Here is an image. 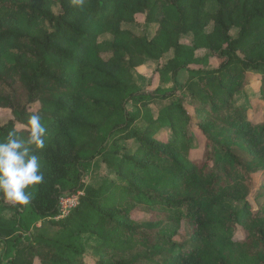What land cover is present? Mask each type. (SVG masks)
<instances>
[{"label": "trees", "instance_id": "trees-1", "mask_svg": "<svg viewBox=\"0 0 264 264\" xmlns=\"http://www.w3.org/2000/svg\"><path fill=\"white\" fill-rule=\"evenodd\" d=\"M215 2L212 14L203 1L191 10L192 0H0V108L11 115L0 140L9 131L26 139L33 114L46 127L45 148L35 152L43 182L26 207L0 197V212L54 218L61 186L83 191L69 217L51 222L54 235L31 248L39 264H264V105L254 123V97L244 90L246 70L259 75L264 104V0ZM137 15L145 28L158 25L151 39L127 28L137 26ZM188 32L194 46L179 43ZM170 49L173 58L158 72L192 73L185 93L169 94V105L155 118L149 113L141 130L130 129L133 117L114 119L126 113L125 94H141L135 60ZM200 49L210 54L194 58ZM210 58L221 63L189 69ZM106 138L116 179L85 185L82 165L106 152ZM121 140L136 148L118 156ZM12 233L0 217V236ZM32 258L22 249L8 264Z\"/></svg>", "mask_w": 264, "mask_h": 264}, {"label": "rangeland", "instance_id": "rangeland-1", "mask_svg": "<svg viewBox=\"0 0 264 264\" xmlns=\"http://www.w3.org/2000/svg\"><path fill=\"white\" fill-rule=\"evenodd\" d=\"M191 10L195 11L199 2L203 1L205 3V10L214 14L218 10V6L215 0H192ZM137 26H129L128 29L132 30L137 35L146 33L148 39H151L158 29L157 24L147 25L145 28L144 17L142 15H137L135 18ZM199 24L203 27L205 32H210L213 28V23L211 21L205 23V21H198L196 25ZM234 34V32H232ZM103 39L109 40L108 36H104ZM179 43L185 46H194V38L191 32L187 34L180 35ZM209 51L205 49L196 50L194 52V58L202 59L204 56L209 55ZM174 50L170 49L166 54L157 57L154 54H144L139 56L133 65L131 74L136 88L141 92L140 95L134 96L132 99H128V95L125 94L124 100V110L127 113V117L121 115L119 112L113 118L117 119L119 122L126 123L129 117H133L134 121L130 129L141 130L145 126L146 118L149 113L155 118L157 117L159 111L169 105L171 97L169 94H174L179 96L185 93V84L189 79L193 78V74L187 71H181L180 73L171 76L167 75L162 78L159 74V70L173 58ZM221 61L217 58H210L206 64L202 65H190L189 69H212L219 66ZM247 74V85L244 86V90L249 93L250 98L254 97L251 101V108L249 109L248 115L254 123L260 122L262 119V107L263 102L258 97L259 87H260V76L251 73V71L246 70ZM258 94V95H257ZM166 96V97H165ZM257 96V98H256ZM233 97H236L233 94ZM237 103L240 104L242 100L236 97ZM37 109V108H36ZM149 111V112H148ZM148 112V113H147ZM125 117V118H124ZM11 118L8 110L0 108V124L6 123ZM104 133L101 131L99 137L97 138L96 146L100 144V139H103ZM200 146L203 147L204 140L201 135H197ZM103 142L105 153L103 155L95 157L91 161H86L83 163L84 174L82 176V181L85 185L99 187L102 184L107 183L112 179H116L114 173L115 163L111 158V152L113 151L112 141L106 138ZM102 141V140H101ZM119 155L125 153H131L136 145L133 140H121L118 143ZM86 150L82 155L84 159H88L89 154ZM201 151L191 152V156L200 155ZM109 154L110 156H107ZM118 156L117 160H118ZM111 157V158H110ZM261 176L259 181H262ZM74 185L73 182L61 186V193L59 195V204L67 205V211L69 210V215L71 212L79 205L80 197L83 196V191L73 193L70 188ZM68 201L72 204L68 208ZM11 203V202H9ZM69 215L64 216L58 213L54 218L35 220L34 216L30 215L27 210L21 211L20 214L15 213L14 210H3L0 212V217L7 220L8 227L13 229V233L10 236H0V264H8L9 261L15 256L17 251L25 250L33 258V264H39L37 254L31 248L35 245L40 237H50L54 235L56 229L51 225L52 221H61L69 217ZM168 227V226H166ZM182 233L186 234V229L183 227ZM86 239V237H83ZM93 241L90 240V244ZM88 249V248H87ZM89 256L94 257L90 249L86 252Z\"/></svg>", "mask_w": 264, "mask_h": 264}, {"label": "clouds", "instance_id": "clouds-1", "mask_svg": "<svg viewBox=\"0 0 264 264\" xmlns=\"http://www.w3.org/2000/svg\"><path fill=\"white\" fill-rule=\"evenodd\" d=\"M83 0H76L82 3ZM27 138L21 139L9 131L0 140V197L14 205L26 207L33 199L36 186L44 176L36 151L45 148L46 127L39 114L29 117Z\"/></svg>", "mask_w": 264, "mask_h": 264}, {"label": "built area", "instance_id": "built-area-1", "mask_svg": "<svg viewBox=\"0 0 264 264\" xmlns=\"http://www.w3.org/2000/svg\"><path fill=\"white\" fill-rule=\"evenodd\" d=\"M68 208L72 205L71 203H70V201H68ZM67 209V205H65V204H61V206H60V204H59V213H61V215H63L64 214V216H67V215H69V210L67 211L66 210Z\"/></svg>", "mask_w": 264, "mask_h": 264}]
</instances>
